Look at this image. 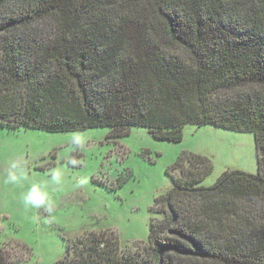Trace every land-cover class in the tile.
I'll return each mask as SVG.
<instances>
[{
	"label": "trees",
	"instance_id": "trees-1",
	"mask_svg": "<svg viewBox=\"0 0 264 264\" xmlns=\"http://www.w3.org/2000/svg\"><path fill=\"white\" fill-rule=\"evenodd\" d=\"M187 125L251 132L257 173L205 187L210 159L182 153L146 242L83 232L55 264H264V0H0V126Z\"/></svg>",
	"mask_w": 264,
	"mask_h": 264
},
{
	"label": "rangeland",
	"instance_id": "rangeland-1",
	"mask_svg": "<svg viewBox=\"0 0 264 264\" xmlns=\"http://www.w3.org/2000/svg\"><path fill=\"white\" fill-rule=\"evenodd\" d=\"M107 131L0 126L2 264H55L66 241L83 232L111 231L122 248L146 242L151 219L159 217L152 213L154 200L171 187L169 167L182 153L210 159L211 171L201 183L205 187L227 170L257 173L249 131L187 125L178 143L154 139L142 126H132L117 140L107 139ZM74 133L83 135V147L75 145ZM13 162L26 171L15 184L6 182ZM53 170L60 174L59 183L51 178ZM33 183L55 202L51 213L24 204Z\"/></svg>",
	"mask_w": 264,
	"mask_h": 264
},
{
	"label": "clouds",
	"instance_id": "clouds-1",
	"mask_svg": "<svg viewBox=\"0 0 264 264\" xmlns=\"http://www.w3.org/2000/svg\"><path fill=\"white\" fill-rule=\"evenodd\" d=\"M73 141L75 145L83 147L84 144V137L80 133L73 134ZM71 163V160H69ZM26 178V171L18 167V165L13 162L9 165L7 175H6V182L8 183H18L21 179ZM51 178L53 181L59 183L60 182V174L53 170L51 173ZM85 181L81 180V184ZM23 201L26 206H31L36 209H43L44 211L51 213L54 208V201L49 197L48 193L42 190L41 185L37 183H33L28 191L23 196Z\"/></svg>",
	"mask_w": 264,
	"mask_h": 264
}]
</instances>
